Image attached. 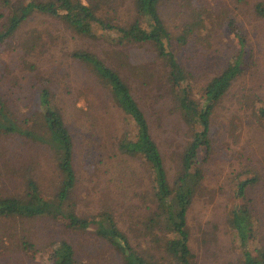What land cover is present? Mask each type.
Segmentation results:
<instances>
[{
	"label": "rangeland",
	"instance_id": "1",
	"mask_svg": "<svg viewBox=\"0 0 264 264\" xmlns=\"http://www.w3.org/2000/svg\"><path fill=\"white\" fill-rule=\"evenodd\" d=\"M89 1L99 18L115 26H128L134 19L132 0ZM258 5L264 8V0H167L160 4V19L172 38L167 51L174 52L186 78L185 89L179 90L169 82L168 68L151 45L119 43L117 33L97 25L94 37L80 38L57 21L33 16L0 47V85L5 87L0 86V94L8 109L16 117L30 116L39 109L38 89L46 88L73 138L76 183L65 211L83 218L109 211L134 250L154 257L160 254L150 243V233L160 232L150 223L155 212L150 178L143 166L115 147L118 140H133L135 130L131 125L126 128L128 122L123 123L83 68L72 63L70 52L91 51L129 86L172 185L192 129H202L198 119L193 118V127L184 123L183 116L192 114L185 105L203 107L205 86L233 64L243 36L250 65L214 106L212 152L207 158L199 150L190 172L191 181H196L198 169L202 179L193 186L187 215L189 247L199 264H242L241 245L227 220L245 202L235 195L238 184L255 177L256 184L245 193L253 234L246 249L253 256L264 252V124L258 116V109L264 108V18L255 14ZM3 11L0 8V15ZM180 38L187 43L179 44ZM23 56L37 69L36 74L22 64ZM28 181L37 185L44 200H54L61 175L52 151L36 134L30 139L1 134L0 196H25ZM66 225L62 218L0 219V264H45L60 242L71 245L81 263H122L121 256L92 230Z\"/></svg>",
	"mask_w": 264,
	"mask_h": 264
},
{
	"label": "trees",
	"instance_id": "2",
	"mask_svg": "<svg viewBox=\"0 0 264 264\" xmlns=\"http://www.w3.org/2000/svg\"><path fill=\"white\" fill-rule=\"evenodd\" d=\"M164 1L167 0H132L134 13L132 23L128 26H115L111 20L99 18L96 8L88 0H0V8L4 10L0 15L2 20L0 47L8 43L33 16L57 21L80 38L94 37L93 27L97 25L104 30L117 33L119 43L151 45L157 58L163 61L166 70L168 68V80L174 89L179 90L182 87L185 89L184 71L176 61L174 52L167 51L172 38L158 13L159 6ZM255 12L259 18H264V8L258 5ZM178 43L184 45L187 40L184 42L180 38ZM238 47L241 49L233 64L227 65L205 86L203 107L200 108L193 103L185 105L186 112L191 111L192 114L187 112V115L183 116L184 123L193 127V121L198 119L202 129H192L190 140L182 151L172 185L169 184L161 153L152 137L146 116L129 86L115 70L91 51L70 52L72 63L83 68L93 79L94 84L104 91L105 98L109 99L108 105L114 112L119 113L123 123L128 122L126 128L131 125L130 129L135 130L133 140H118L115 147L121 155L135 159L143 166L150 178L152 202L155 206L150 223L153 228L160 231L159 234H155V231L154 234L150 233V243H153L156 251L160 253L157 257L140 254L134 250L129 238L119 230L109 211L102 210L88 218L80 217L71 210L65 211L64 205L70 200L76 183L73 166L74 141L63 115L52 104L51 92L46 88L38 89L39 109L30 116L16 117L17 115L8 109L6 100L0 94V135L30 139L35 138L36 134L38 140L52 151L56 167L60 171L61 183L53 201L44 200L33 181L26 183V193L23 197L0 196V219L51 218L58 221L62 218L67 228L92 230L95 237L107 243L121 256V264H199L189 247L187 215L192 205L195 185L202 179V174L199 169L196 170L194 172L196 181H191L190 172L197 164L199 150H204L207 158L212 152L210 120L214 106L222 102L233 83L250 65V56H246L247 45L243 36L239 38ZM21 61L28 72L37 73V69L32 63L27 62L25 56ZM12 88L14 89L15 85H12ZM258 116L264 124V108L258 109ZM5 125H7L6 129H2ZM20 126L25 129H21ZM257 180L253 177L238 184L235 195L237 200L243 198L245 202L242 205L238 204L232 219L227 220L230 230L241 245L242 264H264V252L256 251L253 256L246 249L248 242L253 239V234L250 233L251 207L245 198V193L256 184ZM54 248L45 264H84L76 259L71 245L60 242Z\"/></svg>",
	"mask_w": 264,
	"mask_h": 264
}]
</instances>
